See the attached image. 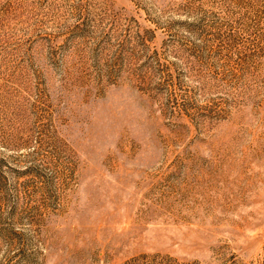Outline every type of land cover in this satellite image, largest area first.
Wrapping results in <instances>:
<instances>
[{
  "label": "rangeland",
  "instance_id": "374dc122",
  "mask_svg": "<svg viewBox=\"0 0 264 264\" xmlns=\"http://www.w3.org/2000/svg\"><path fill=\"white\" fill-rule=\"evenodd\" d=\"M0 264H264V0H0Z\"/></svg>",
  "mask_w": 264,
  "mask_h": 264
}]
</instances>
